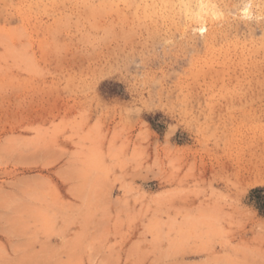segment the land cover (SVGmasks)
Masks as SVG:
<instances>
[{
	"label": "rangeland",
	"instance_id": "1",
	"mask_svg": "<svg viewBox=\"0 0 264 264\" xmlns=\"http://www.w3.org/2000/svg\"><path fill=\"white\" fill-rule=\"evenodd\" d=\"M264 0H0V264H264Z\"/></svg>",
	"mask_w": 264,
	"mask_h": 264
},
{
	"label": "trees",
	"instance_id": "2",
	"mask_svg": "<svg viewBox=\"0 0 264 264\" xmlns=\"http://www.w3.org/2000/svg\"><path fill=\"white\" fill-rule=\"evenodd\" d=\"M251 197L257 209L264 214V189H257L251 192Z\"/></svg>",
	"mask_w": 264,
	"mask_h": 264
}]
</instances>
